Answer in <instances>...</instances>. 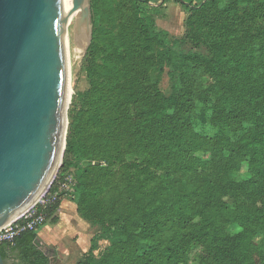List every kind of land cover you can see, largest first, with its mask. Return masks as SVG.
Wrapping results in <instances>:
<instances>
[{
	"label": "trees",
	"instance_id": "obj_1",
	"mask_svg": "<svg viewBox=\"0 0 264 264\" xmlns=\"http://www.w3.org/2000/svg\"><path fill=\"white\" fill-rule=\"evenodd\" d=\"M134 1L140 43L131 34L112 36L100 64L101 50L95 43L99 8L91 0L96 29L87 67L93 76V104L89 112L82 111L81 119L75 106L68 113L71 132L80 121V139L75 142L68 135L64 164L51 191L73 167L78 168L77 180L71 191L60 193V199L47 207L48 219L56 221V211L69 197L93 224L87 201L95 169L81 162L96 159L119 165L136 156L162 167L164 173L146 190L132 191L134 211L119 223H102L90 250L75 264H187L186 250L192 242L221 252L231 264H264V26L250 27L247 36L211 59L213 83L200 99L212 104L220 134L209 140L190 125L188 104L177 93L166 97L158 89H145L151 69L157 73L152 81L157 87L175 56L168 32L156 26L149 11L141 10L140 2L149 0ZM176 1L190 11L248 24L264 9V0H241L242 7L228 0ZM153 58L156 64L151 67ZM181 60L176 53V73ZM245 161L247 179L241 175ZM235 191L245 193L249 201L231 203ZM232 226L238 230L232 232ZM100 239L109 240L110 246L96 255ZM0 249L6 264L56 261V249H47L38 232L23 233L14 245L1 242Z\"/></svg>",
	"mask_w": 264,
	"mask_h": 264
},
{
	"label": "rangeland",
	"instance_id": "obj_2",
	"mask_svg": "<svg viewBox=\"0 0 264 264\" xmlns=\"http://www.w3.org/2000/svg\"><path fill=\"white\" fill-rule=\"evenodd\" d=\"M93 1H96L99 8L95 43L101 50V57L98 62L102 64L103 57L106 55L105 51L110 49L108 43L112 36L116 38L122 33L131 34V39L140 43V39L137 38L139 28L135 21L137 4L134 0ZM228 1H234L240 7L245 5L241 0ZM74 3L73 0H66L69 9L67 25L71 87L68 113L75 106V115L81 119L82 111L89 112L93 104L91 94L93 76L87 67V52L90 46L87 47L86 41L85 46H81V41H77L79 39L75 30L77 15L73 8ZM139 5L142 11L147 10L152 14L159 29L168 32L171 53L175 56L172 63L165 66L157 87L152 85V81L158 76L155 69H151L150 76L144 80L145 89L152 93L158 89L166 97L177 93L188 104L186 117L190 125L202 137L209 140L216 139L220 131L215 123L212 104L200 99L203 91L213 83L210 75L211 59L217 53L225 51L230 45L247 36L250 27L264 26V9L260 10L254 22L248 24L245 20L241 22H236L234 19L219 20L211 16L210 12L190 11L176 0H149L148 2H140ZM96 27L94 26L93 34ZM93 38L94 35L92 40ZM176 41L178 42L176 43ZM115 44L121 45L122 43L116 42ZM122 52L128 53L126 49ZM176 53L183 61L182 67L178 68L180 70L177 73L175 70ZM155 64L154 58L148 63L151 67ZM96 76H101V74L96 72ZM79 126L80 121L78 120L77 127L71 132L69 121L66 138L68 135H72L75 142H79ZM66 149L67 144L65 151ZM65 151L58 171L64 164ZM86 165H91L95 169L91 172V177L89 176L91 180L88 195L90 194L91 198L87 201V208H89L87 214L94 222L92 226L95 233L101 231L102 223L116 224L129 216L135 209L132 191L134 189L146 190L156 184L158 177L164 173L162 167L154 163L137 160L136 156L127 158L124 163L119 165H110L96 159H85L81 162V166ZM77 174V167L71 168L67 174L66 178L72 180V188L76 183ZM178 175L183 176L184 174L178 173ZM241 175L246 179L250 177L246 161L243 163ZM229 201L231 203L248 202L249 198L245 193L235 191ZM230 230L236 232L238 228L232 226ZM69 235L70 233L67 236L69 237ZM79 245L81 246L80 243ZM109 246V240L100 239L96 255H101ZM186 254L188 257L187 264H231L221 252L209 251L197 242H192L187 246ZM59 262L60 260L57 259L56 264H61Z\"/></svg>",
	"mask_w": 264,
	"mask_h": 264
},
{
	"label": "water",
	"instance_id": "obj_3",
	"mask_svg": "<svg viewBox=\"0 0 264 264\" xmlns=\"http://www.w3.org/2000/svg\"><path fill=\"white\" fill-rule=\"evenodd\" d=\"M73 8L77 37L89 47L91 0ZM68 14L65 0H0V228L31 208L62 161L71 92Z\"/></svg>",
	"mask_w": 264,
	"mask_h": 264
},
{
	"label": "crops",
	"instance_id": "obj_4",
	"mask_svg": "<svg viewBox=\"0 0 264 264\" xmlns=\"http://www.w3.org/2000/svg\"><path fill=\"white\" fill-rule=\"evenodd\" d=\"M55 217L56 221L49 220L38 235L47 249H56L54 264L57 259L61 264H75L90 250L96 233L92 224L80 215L78 205L69 197L62 200Z\"/></svg>",
	"mask_w": 264,
	"mask_h": 264
},
{
	"label": "built area",
	"instance_id": "obj_5",
	"mask_svg": "<svg viewBox=\"0 0 264 264\" xmlns=\"http://www.w3.org/2000/svg\"><path fill=\"white\" fill-rule=\"evenodd\" d=\"M52 184L46 189L39 202L32 209L10 224L0 228V243L8 242L14 245L16 239L23 233L39 232L48 221L47 207L60 199V193L68 192L72 189V180L67 178L58 183L55 192L51 191ZM39 207L41 209H38Z\"/></svg>",
	"mask_w": 264,
	"mask_h": 264
},
{
	"label": "bare ground",
	"instance_id": "obj_6",
	"mask_svg": "<svg viewBox=\"0 0 264 264\" xmlns=\"http://www.w3.org/2000/svg\"><path fill=\"white\" fill-rule=\"evenodd\" d=\"M79 1H80V0H74V2H75L74 4L78 3ZM65 2H66V0H65ZM76 15H77V13H76ZM77 41L79 42V40H77ZM80 43H81V46H82V45L85 46V40H84L83 38H82V40H81ZM70 94H71V92H70ZM46 189H47V188H46ZM45 191H46V190H45ZM45 191H44V193H45ZM44 193H43V194H44ZM43 194H42V195H43ZM42 195L36 200V202L31 206V208H29V210L32 209V208H33V207L39 202V200L41 199ZM29 210H27L25 213H27Z\"/></svg>",
	"mask_w": 264,
	"mask_h": 264
}]
</instances>
